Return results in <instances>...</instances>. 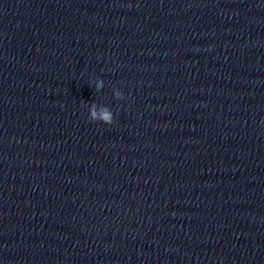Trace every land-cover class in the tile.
I'll return each mask as SVG.
<instances>
[{"label":"water","instance_id":"water-1","mask_svg":"<svg viewBox=\"0 0 264 264\" xmlns=\"http://www.w3.org/2000/svg\"><path fill=\"white\" fill-rule=\"evenodd\" d=\"M0 264H264V0H0Z\"/></svg>","mask_w":264,"mask_h":264}]
</instances>
